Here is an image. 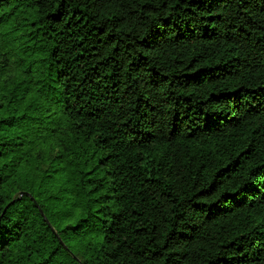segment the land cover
Segmentation results:
<instances>
[{"label": "trees", "instance_id": "1", "mask_svg": "<svg viewBox=\"0 0 264 264\" xmlns=\"http://www.w3.org/2000/svg\"><path fill=\"white\" fill-rule=\"evenodd\" d=\"M0 264H264V0H0Z\"/></svg>", "mask_w": 264, "mask_h": 264}]
</instances>
